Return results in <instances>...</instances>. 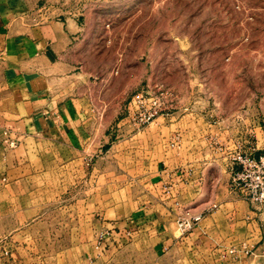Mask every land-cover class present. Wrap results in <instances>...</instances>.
I'll use <instances>...</instances> for the list:
<instances>
[{
  "label": "rangeland",
  "instance_id": "374dc122",
  "mask_svg": "<svg viewBox=\"0 0 264 264\" xmlns=\"http://www.w3.org/2000/svg\"><path fill=\"white\" fill-rule=\"evenodd\" d=\"M13 4L31 22L76 19L72 86L88 115L71 138L34 133L0 144V264H216L218 256L198 262L193 248L159 245L169 231L185 235L177 213L199 199L154 182L172 164L197 175L203 161L229 180L232 151L198 150L190 120L174 147L168 119L183 95L264 114V0ZM9 121L0 116V126Z\"/></svg>",
  "mask_w": 264,
  "mask_h": 264
},
{
  "label": "crops",
  "instance_id": "0c3cea01",
  "mask_svg": "<svg viewBox=\"0 0 264 264\" xmlns=\"http://www.w3.org/2000/svg\"><path fill=\"white\" fill-rule=\"evenodd\" d=\"M78 37L75 18L31 22L13 0H0V116L12 120L0 126L4 149L34 133L71 138L85 126L87 108L72 86L78 67ZM190 98L177 96L173 101L179 108L168 119L174 147L175 132H188L186 123L190 120V134L197 135V149L202 152L232 151L237 146L254 155L264 151V126L259 121L264 114L247 105L240 110L238 105L222 110L221 104L227 99L217 95ZM232 99L237 103L239 97L228 100ZM185 103L190 104V110L183 107ZM206 103L211 105L210 111H205ZM187 145L193 143H183V148ZM219 162H213V167L217 168ZM205 163H200L197 175L193 169L177 168L175 164L157 171L154 184H168L174 194L178 190L189 193L190 198L196 196L197 208L213 204L191 231L182 236L169 231L159 245L193 248L198 262H204L209 254L218 256L216 264H264V206L243 198L230 186V178L225 181L223 176L209 173V163ZM243 244L253 252L243 253ZM231 247L237 251L229 252ZM189 256L186 250L180 257L184 261Z\"/></svg>",
  "mask_w": 264,
  "mask_h": 264
},
{
  "label": "built area",
  "instance_id": "2783aa9c",
  "mask_svg": "<svg viewBox=\"0 0 264 264\" xmlns=\"http://www.w3.org/2000/svg\"><path fill=\"white\" fill-rule=\"evenodd\" d=\"M152 116L153 113H149L144 121H148ZM229 161L231 162L230 186L243 198L264 206V152L254 155L235 149L232 150ZM212 208L213 204L201 208H197L196 205L181 207L176 216L180 232L186 234L191 231ZM240 250L245 254L253 252L245 244L241 246ZM236 251L235 247L229 249L231 253Z\"/></svg>",
  "mask_w": 264,
  "mask_h": 264
}]
</instances>
